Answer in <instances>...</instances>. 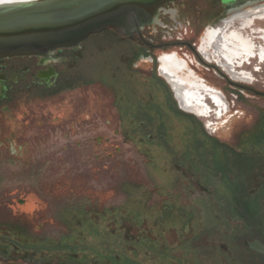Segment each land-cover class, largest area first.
I'll list each match as a JSON object with an SVG mask.
<instances>
[{
  "label": "rangeland",
  "instance_id": "374dc122",
  "mask_svg": "<svg viewBox=\"0 0 264 264\" xmlns=\"http://www.w3.org/2000/svg\"><path fill=\"white\" fill-rule=\"evenodd\" d=\"M260 2L227 18L178 14L155 37L201 41L213 64L220 60L210 34L228 26L260 51ZM117 33L90 36L78 67L64 72L57 63L56 89L25 74L0 98V264H264V255L246 247L264 235L238 229L239 196L219 178L222 171L237 181L264 172V97L236 91L198 63L194 72L175 45L157 50L153 62L138 57ZM156 63L223 90L227 113L220 119L182 109ZM244 64L234 68L252 72L253 82L234 80L264 91V60ZM259 129V139L248 141ZM227 148L261 155L231 153L226 166L213 165L207 151ZM258 197L263 215L264 191Z\"/></svg>",
  "mask_w": 264,
  "mask_h": 264
},
{
  "label": "flooded vegetation",
  "instance_id": "af4514ba",
  "mask_svg": "<svg viewBox=\"0 0 264 264\" xmlns=\"http://www.w3.org/2000/svg\"><path fill=\"white\" fill-rule=\"evenodd\" d=\"M260 1L261 0H150L145 6L148 8L150 16L147 17L142 23V26L140 27L141 33L139 34L134 28L133 31L129 32L128 35L124 36L123 38L128 40L131 44H134L132 51L136 52L138 57L141 56L142 58H149L152 62L154 61V56H157V50L165 48V46L169 44L175 45L180 49V54L178 53V55L181 56L183 62H185L188 66H193L191 67V70L194 72L196 71L195 63H198L208 71L214 72L225 82V84L229 83L236 91H248L258 96L264 97V91H260L261 93L258 91V93L256 89L247 87L244 84L232 79L228 69L222 66L219 61H210L214 62L213 64L206 62L207 59L202 47L203 42H198L194 39L188 40L183 37L172 42H161L155 37V35L159 33V28L166 25L170 27L171 22L168 21L169 18L177 21L176 19L178 14L207 13L218 15V13H224L226 15L225 18H227L235 12L254 6L255 3H261ZM222 20L217 22L215 26L221 23ZM191 23L192 22H189V24ZM108 31L117 33L113 29ZM89 39L90 37L83 41L81 46L56 48L48 52L45 56H18L0 59V98L4 97V93H6L8 90H11V88L22 82L24 80L22 77L25 74H30L34 82L37 83L38 81V83L40 82L43 84V88L47 91L56 89L57 82H59L60 78V73H58L56 70L57 63H61V65H63L64 72L69 71L71 68L78 67L81 60L84 58V43ZM168 56L169 55L162 56L160 61L164 60V58ZM157 60L159 61V58ZM177 61L179 60L177 59ZM133 62L134 61L130 62V66L133 65ZM163 65L156 63L159 73H161V75L166 79L162 73ZM36 83H34L35 86H37ZM169 84L173 88L170 82ZM261 127L260 129H262ZM260 129L256 130L255 133L249 134L247 140H258L260 135L257 132L260 131ZM231 153L237 158H241L243 156L246 158L251 156L259 157L261 155L260 151H235L233 149L229 150V148H227L225 150H208L207 156L210 158V161L213 165L220 167L219 164H221V166H226L228 163V157L231 155ZM176 167L179 171L182 169L179 163H177ZM245 177L237 181L234 179V176L229 177V175H226L224 171H222L220 172L219 178L220 182L225 184V187L229 188L230 182L232 189L236 190L234 195L239 196L237 199L234 198V211L236 212L241 223L238 225V229L250 230V232L256 231V233L264 235V214L262 215L261 212V210H263V200H260L258 197L264 191V172L258 175L253 173L250 176L246 174ZM198 185L205 192H207L211 187L207 184L205 185L201 177L198 178ZM248 186L249 191L246 192ZM194 219L195 214L190 216V220L192 222ZM239 231L240 230L237 232ZM238 234L239 233H235V240H237L236 238H238ZM254 241H259L264 245V236L256 235V237L252 238L251 240H246L247 249H252L249 244L253 243ZM221 248L229 249V247H227L225 244H221Z\"/></svg>",
  "mask_w": 264,
  "mask_h": 264
},
{
  "label": "water",
  "instance_id": "95a60500",
  "mask_svg": "<svg viewBox=\"0 0 264 264\" xmlns=\"http://www.w3.org/2000/svg\"><path fill=\"white\" fill-rule=\"evenodd\" d=\"M150 0H0V59L45 56L108 30L127 36L149 17ZM155 1V0H154ZM264 255L259 241L249 244Z\"/></svg>",
  "mask_w": 264,
  "mask_h": 264
},
{
  "label": "bare ground",
  "instance_id": "6f19581e",
  "mask_svg": "<svg viewBox=\"0 0 264 264\" xmlns=\"http://www.w3.org/2000/svg\"><path fill=\"white\" fill-rule=\"evenodd\" d=\"M249 24H251L249 20L242 23L244 30L247 31ZM227 27L210 34L213 52L222 66L228 69L233 79L251 83L254 80L252 72L238 70L234 68V63L236 61L239 65H245V62H250L256 56L264 60V51H262L264 46L258 51L253 38L238 30L228 31ZM162 73L176 90L177 99L185 111L200 117L216 116L220 119L227 113L229 104L219 88L208 82L187 80L167 69H162ZM213 123L210 121L211 125Z\"/></svg>",
  "mask_w": 264,
  "mask_h": 264
}]
</instances>
